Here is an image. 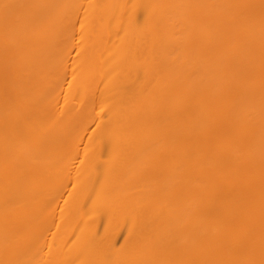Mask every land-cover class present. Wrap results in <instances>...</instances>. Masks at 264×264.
I'll return each mask as SVG.
<instances>
[{"label": "bare ground", "instance_id": "6f19581e", "mask_svg": "<svg viewBox=\"0 0 264 264\" xmlns=\"http://www.w3.org/2000/svg\"><path fill=\"white\" fill-rule=\"evenodd\" d=\"M0 264H264V0H0Z\"/></svg>", "mask_w": 264, "mask_h": 264}]
</instances>
